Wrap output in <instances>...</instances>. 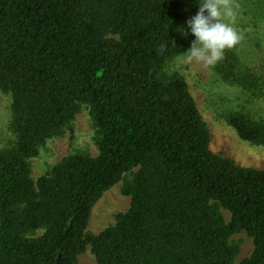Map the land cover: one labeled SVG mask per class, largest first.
<instances>
[{"label":"trees","instance_id":"trees-1","mask_svg":"<svg viewBox=\"0 0 264 264\" xmlns=\"http://www.w3.org/2000/svg\"><path fill=\"white\" fill-rule=\"evenodd\" d=\"M193 3L0 0V90L16 137L0 150V264H79L88 246L96 264H236L242 233L253 252L240 264H264V170L213 153L187 83L163 78L191 47L179 29ZM239 84L264 101V59ZM83 104L98 155H71L34 182L30 160ZM228 124L264 147L263 122ZM120 182L129 209L90 234L93 207Z\"/></svg>","mask_w":264,"mask_h":264},{"label":"rangeland","instance_id":"rangeland-1","mask_svg":"<svg viewBox=\"0 0 264 264\" xmlns=\"http://www.w3.org/2000/svg\"><path fill=\"white\" fill-rule=\"evenodd\" d=\"M259 1L219 0L220 19L234 29L237 35L235 45L226 49L222 59L214 64L189 60V48L165 64L163 78H182L187 83L209 129L210 150L213 153L233 160L240 167L264 170V147L242 141L228 124V118L235 114L247 115L251 120L264 123L263 99L258 97L259 93L245 90L239 84L245 71L258 67L264 59V33L257 18ZM198 3L199 0H194L181 14V25L185 31L186 21L196 14ZM11 106L12 97L0 90V150L12 147L16 140L11 130ZM90 112V106L83 104L71 125L60 135L49 139L40 148L39 155L30 160L34 182L50 174L55 166L71 155H98L97 134ZM121 187L122 182L106 192L93 207L87 228L90 234L98 235L113 226L116 215L129 209L131 198L122 194ZM223 214L228 222L230 214L227 211H223ZM232 239L241 243V252L236 260V264H240L251 256L253 241L245 233L235 235ZM78 259L79 264H96L90 246Z\"/></svg>","mask_w":264,"mask_h":264},{"label":"clouds","instance_id":"clouds-1","mask_svg":"<svg viewBox=\"0 0 264 264\" xmlns=\"http://www.w3.org/2000/svg\"><path fill=\"white\" fill-rule=\"evenodd\" d=\"M218 4L219 0H199L196 14L186 21L187 31L179 29L186 39L194 37L187 51L189 60L214 64L222 59L226 49L235 45L237 35L229 24L220 19ZM227 14L231 15L230 12ZM161 47H166V44Z\"/></svg>","mask_w":264,"mask_h":264}]
</instances>
